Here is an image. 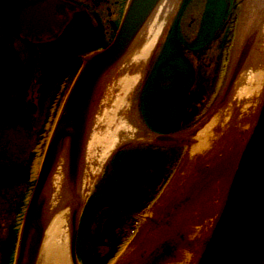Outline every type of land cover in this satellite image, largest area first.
Returning a JSON list of instances; mask_svg holds the SVG:
<instances>
[{"label":"rangeland","instance_id":"rangeland-1","mask_svg":"<svg viewBox=\"0 0 264 264\" xmlns=\"http://www.w3.org/2000/svg\"><path fill=\"white\" fill-rule=\"evenodd\" d=\"M128 1L129 0L116 1L119 2L116 5V7L119 8V12L121 11L124 13ZM164 1H161V3L158 5V8L161 4H163ZM164 6V14L163 16H161L157 24V36L154 39V46H152V49L150 50L148 55L146 57H139L136 55L132 56L131 52L133 51V49L140 48V40H142V44H145L147 42V34L144 30L147 28L149 22L143 28V32H141L140 34L141 36L139 35L137 37L128 53H126L123 59L101 81L102 83L97 90L95 96L96 99L94 101V104L92 105L93 113L90 116L91 119H93V116L101 117V120L99 121L100 132H96L97 136H99V140L96 141H100V139L103 141L102 135L104 132L102 131L107 130L111 127L107 126L109 124V122L107 123V121H109V119H111L110 117L114 115V123H116L115 125H119V127L121 128L118 132V136L119 138L124 140L121 144L117 145L114 150L111 151L108 157H104L105 159L102 161V164L95 165L97 170L92 169V176L90 178L92 186L91 188H89L90 191L86 195L87 197L82 201V203H79V214L77 220L79 224V253L77 256L78 264H83L84 261H86L85 259H87L88 257L87 254L96 252L95 249L98 248L97 246H100V243L102 242L99 236L90 238L91 233L94 232L95 222L99 220L101 221L104 217V214L108 213L113 207H120L119 210L122 211L123 207H126L130 204V198H132V194L135 193L134 190L136 189L138 184L142 185L143 182H147L149 176L144 175L143 171L140 170L144 162L142 161L141 163L139 157H137L135 154L136 151L140 150L141 146L146 145L147 146L145 150L148 153L147 160H150L152 158L156 161V164L152 165L148 161L149 166L146 162L143 167H150L153 170L155 177L157 176V173H159L160 169L163 166H166L165 164L167 162H170L167 165L166 177H164H168L169 181V188L165 192V187L162 193L166 194L165 196H163L165 200L171 201L180 199L184 196V193L187 192V190L191 193V199L186 205H181L180 210L178 211V215H181L182 211L187 209L188 214L185 227H188L189 230H192L193 237H190L192 238V241L196 240L195 233L199 223L210 221L211 225H208L207 230L203 232L200 237H198L202 238L201 240L204 241L210 233L211 228L213 227L218 216L219 210L223 204V200L225 198L226 190L228 187V185H226L225 189L224 184H227L228 182L230 170L239 154V148L244 143L242 142V145L239 144L238 146V141H240L243 136L245 137V134L248 133L253 123L252 121L255 116H253V113L255 110L251 112L252 120L250 119V122L248 124H244L247 113L245 107H250L251 105V98H249L248 95L249 92L245 91V88L247 86L246 82H248V79L252 75L260 72L261 68L264 67V63L262 64V60H260V58H264V50H259L263 49L264 47V19H258L257 22V17H255L256 21L254 19H251L250 13L252 11H248L250 8V10H255V6H251V3L247 0H233V2H231V0H166ZM233 6L235 8H233ZM100 10L98 11H100L101 13L103 12L102 16L105 19V24L103 25L102 30L103 32H105V39H107L109 37H112L111 33L109 32L110 29L107 27L108 19H106L107 15L105 10H103V8ZM257 13L258 12L255 11V14L258 16L259 14ZM120 18L122 17L120 16ZM215 18H217V20ZM260 18H264V14ZM111 19L113 20L115 18L112 17ZM219 19L223 24H226L227 22L229 23L230 28H234L236 31H240L239 34L246 35L247 33L254 31L255 29L257 30V43L253 45L248 57L249 60H247L245 69H243L244 71L240 76L243 82H240L236 86V88L233 86L234 88L232 87L229 93L227 95H224V98L221 102H219L218 95V98L214 99V102L217 101V103H219L213 108L202 111L200 122H196L193 125L191 124L190 127L188 126L186 127V129L180 132H176L175 136L177 137L180 134V138H184V142L180 141L176 143L175 145L179 146L178 151L174 154L169 153L167 155L168 158H166L165 154H162L158 152L159 150H157L159 149V146H162V143L154 140L155 135L158 134L157 132H166L164 129H167V126H164L165 124L163 123V121H161L160 118L157 119V116L162 117L164 110L162 106H158V109V107L154 105V101L152 100L153 89L151 84H148L145 88L146 103L145 109L143 111L144 115H147L148 122L151 125L150 128L155 130L154 133H152L153 135L151 138V135L145 133L143 129L146 126L144 124H140V121L138 120L135 102V100L137 99L138 91L140 92V89L138 87H140V85H142L144 82L147 83L150 80V77H147V79L144 80V76L146 75L145 72H147V69L153 57L160 56L161 58H191V53H187L185 51V48H187L188 46L192 47L193 51L197 53L201 48H203V46L207 45L210 41H213L215 36L214 32L217 30L216 23L219 22ZM78 22L79 20L75 21L74 25L68 28V30H70L71 28L73 29H71L67 35L63 36L62 40L66 46L78 47L82 44L81 41L75 42V40L80 39L81 33H86L85 30L82 31L83 26ZM89 32L91 34V37L90 39L86 40L84 44H92V46L95 47L92 49H98L99 47L97 46H99L103 41L98 35V33L101 32V26L97 24V26L91 27ZM142 35L144 36L142 37ZM242 38H244V35ZM107 42H105V44ZM214 45L215 41L212 42L210 50L205 52L207 57L215 58V56L218 54V50L214 48ZM229 45L230 43L228 44V46H226L227 49L224 53L225 60L226 58L235 57V54L241 49L242 40L240 38H234L230 48ZM259 46H261L262 48H260ZM135 58L137 59L135 60ZM140 58L142 59L140 60ZM64 69L69 70L68 68ZM67 70L63 72L62 76L60 77V81L57 82L58 84H60L61 81H63V90L58 93H53L50 97V101L48 102L46 120L43 124H41L43 132V135L41 136L42 146L47 143L50 131L52 132L54 126L56 115L59 111L57 108L55 109V106L51 105L55 104L56 101L60 103V101L63 100L64 102L68 91L70 90V86L73 83L75 71L68 74ZM133 78L134 85L125 96V103L123 108L124 110L117 113L113 109L115 107L117 99L121 98L120 96L125 93L123 92L124 90H121L123 82L126 79L133 80ZM176 85L179 87L180 91L186 90L188 86L184 83V80H179V83L176 82ZM105 87L107 88V90H109L108 96L111 97L110 100H108V104L105 103L106 100H104V98L102 97L104 95L102 94V91ZM257 87L259 86L257 85ZM236 90L239 91L238 96L235 93L237 92ZM241 90L242 93L240 94ZM233 94H235V99H233ZM105 97H107V94ZM163 100L165 102L167 101L166 94H163ZM173 101L174 103L176 102L175 97L173 98ZM254 106H256L255 103ZM51 107L52 109L50 111ZM47 118H50V120L48 121ZM248 119L249 118H247V121H249ZM207 127L210 128L206 129ZM88 129L87 135L89 134ZM203 130H206L208 134H202V136L199 137L200 132H202ZM180 138L176 139L180 140ZM201 143L203 145V149H198V151L195 153L194 149ZM37 149L38 152L35 150V152L33 153L34 155L32 156L33 162L30 166L32 174L29 183L24 186L11 185L0 187V243H4L8 238H12V233H14V231L16 234L13 257L10 261L11 264H13L14 262L16 241L18 235L17 233L20 231L23 216L25 215L28 205L27 202H29L30 195L35 184V180L37 178L38 170L42 160V148L38 147ZM157 152L158 155L156 154ZM233 152H236V154L234 155ZM93 156H95V153L93 154ZM165 158L169 159L170 161H166ZM36 160H38L37 162H39L38 168L37 171H33ZM162 160H164V162L161 165L159 164V162H162ZM213 161H215L219 167L222 165V161L223 163H227L225 166L226 168L217 179H215L214 176L210 174L212 168H214L210 165ZM113 169H115V171ZM153 179L154 178H152L151 180L148 179V182H154ZM155 182L157 183V180H155ZM161 182L162 178L159 179L158 183ZM109 184H111L109 188H112L113 191L110 196H105L107 190L103 188H105V185L107 187ZM48 185L49 184H47L46 186V190H48ZM98 190H101L100 193H102L104 197L107 198L95 199L92 194H94ZM63 191L64 193L62 192V194H65V189H63ZM98 194L99 192L97 193V195ZM48 195L49 196L47 201H50L51 195L50 193H48ZM47 201L46 204H48ZM201 201L204 204L208 203L207 212L203 211L204 206L200 207L199 203H202ZM108 204H112L113 206H109ZM94 211L96 212L93 216ZM122 218V222L125 225L122 227V231L126 232V225L128 226V223L130 224L131 222L134 223L136 220L131 217V222H128L130 219L127 218V216L125 218ZM138 222L139 223L136 224L133 228L134 230L141 223L140 221ZM155 227L156 223L152 222V224H149L148 228L144 229L145 231H143L146 232L147 235H151ZM183 228H180L181 232L183 231L188 237V234L185 232L186 230H183ZM130 235L129 237H127L126 242H124L121 246V249L117 252L115 260L111 261L109 264H115L117 259L122 258H118V256H120L119 254H121V252H123L124 249L129 246L130 243L128 244V240L131 239L133 234L130 232ZM186 236H184V238H186ZM193 245L194 242L190 244V247H192ZM128 250L129 249L125 251V255L127 254ZM1 252L2 246H0V264H4ZM187 258H184V261L182 263L187 260L189 264H194L195 260L193 259H195V255L193 256V259L191 258V256L188 259Z\"/></svg>","mask_w":264,"mask_h":264},{"label":"flooded vegetation","instance_id":"flooded-vegetation-1","mask_svg":"<svg viewBox=\"0 0 264 264\" xmlns=\"http://www.w3.org/2000/svg\"><path fill=\"white\" fill-rule=\"evenodd\" d=\"M38 1L41 0H21L13 13L14 22L12 26H7L0 18V168H8L18 172L28 171L30 179L32 156L35 150L38 152V147L42 148L43 157L46 144L41 145V136L43 135L41 124L46 120L47 106L51 95L63 90V81L60 84L57 82L60 81L63 72L67 70L64 68L69 69L67 70L68 74L75 71V78L83 63V58L95 50L92 49L95 48L92 44H84L91 37L90 28L97 26V24L101 26V32L98 35L103 41L97 47L104 48L113 39L115 35L114 26L118 27L121 21L120 16L122 17L123 13L119 12V8L116 7L119 3L116 2L117 0H61L73 8L72 10L64 9L60 5L59 9H62V13L63 11L66 12L68 20L56 37L52 34L48 36L44 32L41 34L38 31L41 28L40 25L26 27V33L23 34L19 30L17 18L24 8ZM102 8L106 12L107 27L112 36L107 39H105V32L102 30L105 24L103 12H100ZM233 8L235 7L233 6ZM112 17L115 19L112 20ZM217 18L215 19L217 20ZM78 20V23L83 26L82 31L85 30L86 33H81L80 39L75 40V42L81 41L82 44L78 47L66 46L62 40L63 36L73 29L68 30ZM216 26L217 30L214 32L213 41H215L214 48L218 50V54L215 58L207 57L205 54L206 51L210 50L213 41L203 46L197 53L193 51L192 47L185 48L187 53H191V58L153 57L144 76V80L147 77H150V80L138 87L140 92L138 91L135 100L138 120L140 124L146 126L143 129L145 133L151 135V138L155 130L150 128L147 115H144L143 111L146 103L145 88L148 84H151L153 89L152 100L154 105L162 106L164 110L162 117L157 116V119L160 118L165 124L164 126H167V129H164L166 132H157L154 140L162 143V146H159L157 150L165 154L166 158H168L169 153L174 154L178 151L179 146L175 145L176 143L184 142V138H180V134L176 137L175 133L190 127L191 124L200 122L202 111L215 107L233 86L236 88L240 83V76L245 69L247 60H249L252 47L257 43L256 29L246 35L239 34L240 31L230 28L227 22L223 24L220 19ZM243 35L244 38H242ZM234 38L242 40L241 49L234 58H226L225 60L226 46L230 43V48ZM104 41L107 43L105 44ZM246 44L249 47L241 60L240 57ZM235 69L236 74L232 80ZM179 80H184V83L188 85L186 90H179L176 85ZM231 80L232 83L230 84ZM163 94L167 96L166 102L163 100ZM217 98L219 99L218 103L217 101L214 102V99ZM62 105L63 100L60 103L56 101L51 106L60 110ZM51 109L52 107L50 111ZM16 112L22 114L17 116ZM47 119L50 120V118ZM176 138H180V140ZM146 146H141L135 154L141 163L144 162L140 170L143 171L144 175L149 176V180L154 178V182L150 183L147 179L146 183L138 184L134 190L135 193L130 198L131 202L126 208L120 211L119 208L113 207L109 211L110 213L104 214L101 221L95 222L94 232L91 233L90 238L99 236L102 242L95 249L96 252L87 254L88 257L83 264H109L115 260L117 252L126 242L130 232L133 235L128 240V244H130L127 248L129 250L126 255L121 256V259H117L115 264H181L186 258L184 251L190 246L187 245L184 238L185 234L183 231V233L181 232L180 228L186 225L188 211L187 209L183 210L181 215H178V211L181 205H186L191 199V193L187 190L180 199L165 200L163 196L166 194L162 193L165 187V192L169 188V181L168 177H164H166L167 165L170 162H167L166 166H163L155 177L153 170L148 166L149 162L153 165L156 164V161L152 158L147 160ZM166 158V161H170ZM146 162L148 166L143 167ZM163 162L164 160L160 161L159 164L162 165ZM225 168L222 165L214 167L210 174L217 179ZM113 170L115 171V169ZM161 178L162 182L158 183ZM30 179L25 182L2 184L0 187L24 186L29 183ZM103 189H107L106 185ZM101 190L95 193L101 194ZM109 206L113 205L110 204ZM95 212H93V216ZM126 216L130 219L128 222H131V217L136 221L128 223L126 232H123L122 227L125 225L122 222V217L125 218ZM175 217L182 224L169 229L170 231L167 233L169 236L166 234L167 237H165L161 233H157L162 226H170L169 222ZM138 221L141 223L134 230L133 228L139 223ZM152 222L156 223V227L151 235H147L144 229H147ZM78 238L79 225L75 247L76 259L79 253ZM256 264H264V242Z\"/></svg>","mask_w":264,"mask_h":264},{"label":"water","instance_id":"water-1","mask_svg":"<svg viewBox=\"0 0 264 264\" xmlns=\"http://www.w3.org/2000/svg\"><path fill=\"white\" fill-rule=\"evenodd\" d=\"M161 1L129 0L119 26H114L115 36L110 44L83 58L46 146L18 232L13 264H37L46 231L43 217L47 199L44 196L58 156L65 150L66 183L72 187L78 181L92 105L101 81L128 53ZM60 5L64 9L73 8L61 0H41L24 8L17 18L20 32L26 33L30 19L41 26L38 30L41 34L56 37L68 20ZM13 22L12 17L7 26H12ZM248 47L246 44L241 60ZM235 74L236 69L232 79ZM29 179L28 171L0 168V185ZM79 205L77 203L72 210L68 228L70 264H78L75 247ZM205 240L195 264H256L264 242V98L235 162L219 215Z\"/></svg>","mask_w":264,"mask_h":264},{"label":"bare ground","instance_id":"bare-ground-1","mask_svg":"<svg viewBox=\"0 0 264 264\" xmlns=\"http://www.w3.org/2000/svg\"><path fill=\"white\" fill-rule=\"evenodd\" d=\"M247 1L251 3V6H255L254 7L255 10H250L251 8L248 10V11H252L250 13L251 14L250 18L255 20V17H257V19H256L257 22H258V19H260V20L264 19V18H260L264 14V0H252V1L247 0ZM20 2H21V0H0V18H1V20L7 24L8 20L13 17V13H14L16 7L18 6V4ZM165 3H166V0L163 2V4H161L159 6V8L157 7V10L154 12L153 17H151L152 19L149 20L147 28L144 30L145 33L147 34V42L145 44H142V40H140L142 46L140 45L139 49H137V48L133 49V51L131 52L132 56L136 55L139 57H146L148 55V53L150 52V50L152 49V46H154L153 45L154 39L157 36L156 35L157 34V24H158L161 16H163V14H164V11H165L164 4ZM255 11L258 12L257 13V14H259L258 16L255 14ZM34 25H36V24L32 23V21L29 19L27 21L26 27L34 26ZM26 27H25V29H26ZM143 36L144 35H142V37ZM260 48H262V47H260ZM259 50L263 51L264 47H263V49H259ZM136 59L137 58H135V60ZM141 59L142 58H140V60ZM260 60H262L261 63L263 64L264 58H262V59L260 58ZM263 70H264V67L261 68L260 72L255 73V75H252L248 79V82H246L247 86L245 88V91L249 92L248 95H249V98H251V101H250L251 105H250V107H245V110H247V113H246L244 124H246V123L248 124L250 122V119L252 120L251 112L253 110H255L253 113V116L254 115L255 116H254L253 121H252L253 122L252 126L254 125L257 114H258L257 110H259L260 105L262 103V100L264 98V83H263V81H264L263 72L264 71ZM240 82L241 83L243 82L242 79L240 80ZM133 85H134V78H133V80L132 79H126L123 82L121 90L122 91L124 90L123 92H125V93L120 96L121 98L117 99V102L115 103V107L113 109L115 112L119 113L120 111L124 110L123 108H124V103H125V96H126L127 92L132 88ZM257 85L259 87H257ZM108 91L109 90H107L106 87L102 91V94H104L102 97L104 98V100H106L105 101L106 104H108V100H110V98H111L108 96L109 95ZM235 93L238 96L239 91H237ZM241 93H242V90L240 91V94ZM106 94H107V97H105ZM233 95H234L233 99H235V94H233ZM254 103L257 106V109H256V106H254ZM114 117H115V115L110 117L111 119H109V121H107V123L109 122V124L107 126L108 127L111 126V127L107 130L102 131V132H104L102 135L103 141L101 139H100V141H96V140H99V136H97V133L100 132V125H99L100 122L99 121L101 120V117H94L93 116V119L90 118L89 125H88V128H89L88 133L89 134L88 135L86 134L87 141L85 144V150H84L82 160L80 163V173L78 175L79 176L78 181L76 183H74V186H72V187H69L66 183L65 150L60 152L56 166H55L54 171H53V174H52L51 179L48 183L49 184L48 190L45 191V196H44L45 199H48V196H49L48 193H50L51 197H50V201H47L48 204H46V206H45L46 208L44 209L43 221L46 224V231H45V235H44V239H43V243L41 246L40 255L38 257L37 264H70L68 262V260H69L68 259V257H69V255H68V228H69V224H70V217L72 214V210L77 207V203H82V201L87 197L86 195L90 191L89 188H91V186H92L91 185V179H90L92 176V174H91L92 169L97 170L95 165L102 164V161L106 157H108V155L111 153V151L114 150V148L117 145L121 144L124 140V139L122 140L118 136L119 135L118 132L120 131L121 128L119 127V125H115L116 123H114V120H115ZM247 118H249L248 119L249 121H247ZM252 126H251L250 130L248 131V133L245 134V137L243 136L244 138L242 137V139L240 141H238L239 142L238 146H239V144L242 145V142L245 143L248 135L250 134ZM208 128H210V127H207L206 129H208ZM106 131H108L109 133ZM202 134L206 135V134H208V132L206 130H203L202 132H200L199 137L202 136ZM50 136H51V131H50L49 138L47 139L46 146L50 140ZM98 143H99V146H98ZM244 143H243V145H244ZM243 145L239 148V154L241 152ZM46 146H45V150H46ZM202 147H203L202 143L199 144L198 147H196L194 149L195 153L198 151V149H203ZM45 150H44V152H45ZM44 152H43V156L45 154ZM94 153H95V156H93ZM233 154L235 155L236 152H233ZM37 161L38 160L35 161L36 163H35V166L33 168L34 169L33 171H37L38 163H39ZM236 161H237V158L234 161V164L230 170L228 182H227V184H224L225 189H226V185L229 184L230 178L234 172ZM226 164H227L226 162L223 163V161H222V167H225ZM210 165H211V167L212 166L213 167L218 166V164L215 161H213L212 164H210ZM110 185L111 184H109L107 186L106 195H108V196L111 195L112 191H113L112 188H109ZM63 189H65V194H62V192L64 193ZM173 204H175V203H173ZM207 204H204L203 202L199 203L200 207L204 206L203 211H205V212H207V210H208ZM169 224H170V226H168V225L162 226L158 230L157 233H161L162 236L167 237V235H168L167 233L170 231L169 229H171L173 227L176 228V226L181 225L182 222L180 220H178L177 218H174V219H172L171 222H169ZM208 225H211L210 221L209 222L205 221L203 223L202 222L199 223V225L197 226V229H196V233H195V237H196L195 241H192L191 240L192 238H190L191 236L193 237L192 230H189L188 227H185V225H184L183 230H186L185 232L188 234V237H187L186 234L184 233L186 236L185 239L187 241V245L190 246V244L194 242V245L192 246L193 248L189 247L190 250L189 249L185 250L184 254L188 258L191 256L192 259H193V256L195 255V259H193V260H195L194 264L196 262V259L201 254L203 245L206 241V240L202 241L201 240L202 238H198V237H200L202 235V233L207 230ZM127 249L128 248H125L124 251L122 250L123 252H121V254H119L120 256H118V258L125 255V251ZM181 264H189V263L187 262V260H185V262L181 263Z\"/></svg>","mask_w":264,"mask_h":264},{"label":"trees","instance_id":"trees-1","mask_svg":"<svg viewBox=\"0 0 264 264\" xmlns=\"http://www.w3.org/2000/svg\"><path fill=\"white\" fill-rule=\"evenodd\" d=\"M215 1H217V0H215ZM220 1H223V0H220ZM93 196L95 197V199L96 198L97 199L107 198V197H104V195L102 193L98 194V195H97V193H94ZM105 196H108V195H105ZM124 208H126V207H123V209ZM12 234H13L12 238H8L4 243H2V242L0 243V246H2V252L1 253H2V256H3L4 264H11L10 261H11V258L13 257L14 242H15V237H16L15 231Z\"/></svg>","mask_w":264,"mask_h":264}]
</instances>
